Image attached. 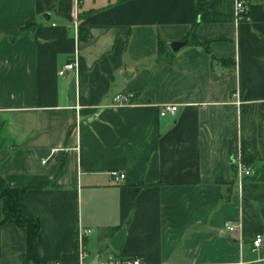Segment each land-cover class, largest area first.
Segmentation results:
<instances>
[{
    "label": "crops",
    "instance_id": "obj_1",
    "mask_svg": "<svg viewBox=\"0 0 264 264\" xmlns=\"http://www.w3.org/2000/svg\"><path fill=\"white\" fill-rule=\"evenodd\" d=\"M237 1L0 0V177L41 219V264H264V0H242V20ZM205 2L209 51L157 60ZM240 160L256 170L241 184ZM0 264H33L24 227L2 226Z\"/></svg>",
    "mask_w": 264,
    "mask_h": 264
},
{
    "label": "trees",
    "instance_id": "obj_2",
    "mask_svg": "<svg viewBox=\"0 0 264 264\" xmlns=\"http://www.w3.org/2000/svg\"><path fill=\"white\" fill-rule=\"evenodd\" d=\"M206 7H207L206 2L197 4V20L192 24L184 40H187L189 43L192 44L200 45L206 51H209V42L208 41L203 42L197 39L195 35L197 25L200 21V15ZM173 55L174 52L171 50V48L165 45V43L162 40H159L157 60L171 62ZM226 61H227L226 59L217 58L215 55H212L213 65L215 62L224 63ZM234 66H235V62H232L230 64V67L233 68ZM235 171L237 173V167H235ZM25 191H26L25 187H11L7 184L6 180L3 177H0V255H1V228L5 223L12 222L26 229L28 259L33 264H41L38 253L35 249V243L38 239V235L41 229V219L39 217H29L23 212L21 206V198L25 193ZM116 229L117 227L111 228L112 231H115ZM53 263L54 261H51V264Z\"/></svg>",
    "mask_w": 264,
    "mask_h": 264
},
{
    "label": "built area",
    "instance_id": "obj_3",
    "mask_svg": "<svg viewBox=\"0 0 264 264\" xmlns=\"http://www.w3.org/2000/svg\"><path fill=\"white\" fill-rule=\"evenodd\" d=\"M236 10H237V17L239 20L246 18L247 17V9L245 8L244 2L242 0H238L236 2ZM77 69V62L74 57H71L60 69L59 74L64 75L68 72H75ZM114 101L115 103L118 104H125V103H130L133 101V94L129 92H122V93H117L114 95ZM178 109L177 104H166L161 108L160 114L162 116L167 115L168 113H174ZM237 171H238V176H239V182L240 184L243 181V178L245 176H253L256 173L255 168H253L252 165L246 164L242 162L241 160L237 164ZM111 176L113 177L114 180H122L125 178L126 174L124 172L118 171V170H112L110 171ZM235 221L232 219H228L225 221V228L232 231L235 229ZM90 232V230H81L79 232L78 236V251H79V257L80 259H83L87 256V250L84 247V235L86 233ZM263 242V235L258 234L256 237L253 239V245L255 248L259 247ZM53 264H63L60 260L54 261ZM106 264H123L119 263L117 261L111 260ZM129 264H144L140 258H135L131 261H129Z\"/></svg>",
    "mask_w": 264,
    "mask_h": 264
},
{
    "label": "water",
    "instance_id": "obj_4",
    "mask_svg": "<svg viewBox=\"0 0 264 264\" xmlns=\"http://www.w3.org/2000/svg\"><path fill=\"white\" fill-rule=\"evenodd\" d=\"M188 43L187 40H177L171 43V49L174 52L179 51L183 46ZM126 237V227H122L118 233H116L110 240V244L113 246L114 249L120 250L124 245Z\"/></svg>",
    "mask_w": 264,
    "mask_h": 264
},
{
    "label": "rangeland",
    "instance_id": "obj_5",
    "mask_svg": "<svg viewBox=\"0 0 264 264\" xmlns=\"http://www.w3.org/2000/svg\"><path fill=\"white\" fill-rule=\"evenodd\" d=\"M95 235H96V234L93 235L94 238H95ZM91 252H92V253H96V250L92 248V249H91Z\"/></svg>",
    "mask_w": 264,
    "mask_h": 264
}]
</instances>
